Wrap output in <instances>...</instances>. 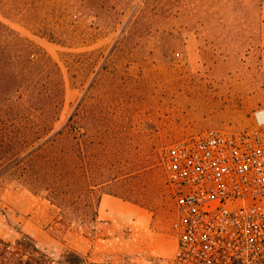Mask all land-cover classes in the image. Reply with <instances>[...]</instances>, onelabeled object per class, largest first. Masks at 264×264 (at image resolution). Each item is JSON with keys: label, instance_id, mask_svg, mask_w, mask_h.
Instances as JSON below:
<instances>
[{"label": "rangeland", "instance_id": "374dc122", "mask_svg": "<svg viewBox=\"0 0 264 264\" xmlns=\"http://www.w3.org/2000/svg\"><path fill=\"white\" fill-rule=\"evenodd\" d=\"M40 17L39 29L0 13L65 76L60 115L36 145L75 113L88 151L79 136L72 193L59 197L22 165L0 169V264H169L176 203L160 150L255 124L264 0H54Z\"/></svg>", "mask_w": 264, "mask_h": 264}, {"label": "built area", "instance_id": "2783aa9c", "mask_svg": "<svg viewBox=\"0 0 264 264\" xmlns=\"http://www.w3.org/2000/svg\"><path fill=\"white\" fill-rule=\"evenodd\" d=\"M160 164L176 203L169 264H264V109L164 146Z\"/></svg>", "mask_w": 264, "mask_h": 264}, {"label": "trees", "instance_id": "16d2710c", "mask_svg": "<svg viewBox=\"0 0 264 264\" xmlns=\"http://www.w3.org/2000/svg\"><path fill=\"white\" fill-rule=\"evenodd\" d=\"M53 1L0 0V13L39 28L40 14ZM65 90L59 62L0 18V169L22 165L37 185L55 189L56 197L72 193L75 142L86 138L80 140L85 156L90 135L87 124L74 122V113L63 128L36 145L54 129Z\"/></svg>", "mask_w": 264, "mask_h": 264}]
</instances>
